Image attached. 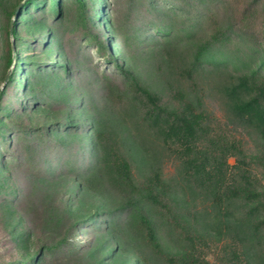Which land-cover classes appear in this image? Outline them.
<instances>
[{
    "label": "rangeland",
    "instance_id": "374dc122",
    "mask_svg": "<svg viewBox=\"0 0 264 264\" xmlns=\"http://www.w3.org/2000/svg\"><path fill=\"white\" fill-rule=\"evenodd\" d=\"M83 1L0 0V264H143L104 221L123 193L108 184L91 190L78 173L96 154L91 104L107 103L106 85L122 83L121 65L165 88L161 41L173 38L178 53L190 44L181 31L158 29L165 18L184 26L205 13L201 37L230 23L257 37L264 30V0ZM20 3L16 37L9 36ZM207 105L221 115L211 94ZM118 121L125 129L132 124L129 115ZM162 165L167 174L175 169L172 160ZM254 166L264 182V166ZM194 207L205 202L197 198ZM226 255L220 247L205 254L209 264H231Z\"/></svg>",
    "mask_w": 264,
    "mask_h": 264
},
{
    "label": "trees",
    "instance_id": "16d2710c",
    "mask_svg": "<svg viewBox=\"0 0 264 264\" xmlns=\"http://www.w3.org/2000/svg\"><path fill=\"white\" fill-rule=\"evenodd\" d=\"M204 14L158 26L190 42L178 53L173 38L161 41L164 89L121 65L122 83L106 85L107 103L91 104L96 154L78 173L91 190L108 184L123 193L104 221L143 264H209L215 247L231 264H264V182L254 166H264V30L257 37L230 23L201 37ZM209 94L221 115L208 107ZM126 115L129 129L118 121ZM246 136L255 151L246 152ZM165 160L175 163L169 174ZM197 198L204 208L194 207Z\"/></svg>",
    "mask_w": 264,
    "mask_h": 264
},
{
    "label": "water",
    "instance_id": "95a60500",
    "mask_svg": "<svg viewBox=\"0 0 264 264\" xmlns=\"http://www.w3.org/2000/svg\"><path fill=\"white\" fill-rule=\"evenodd\" d=\"M21 7H22V3H20V4L17 6V8H16V10H15V13H14V16L11 18V21H10V34H11V35H13V33H14V29H15V21H16V19L19 17ZM12 46H13V49L16 50V43H15L14 40H12ZM9 71H10V70H9ZM9 74H10V72L7 73L6 78H5V82L8 81Z\"/></svg>",
    "mask_w": 264,
    "mask_h": 264
}]
</instances>
